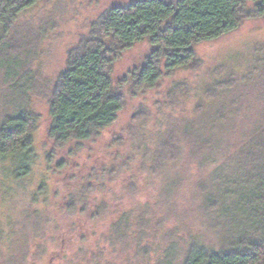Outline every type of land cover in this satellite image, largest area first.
Here are the masks:
<instances>
[{
	"label": "trees",
	"instance_id": "1",
	"mask_svg": "<svg viewBox=\"0 0 264 264\" xmlns=\"http://www.w3.org/2000/svg\"><path fill=\"white\" fill-rule=\"evenodd\" d=\"M42 1L0 0L3 51L14 47L9 40L15 24ZM259 19H264V0H136L111 7L80 35L49 98L47 138L65 151L54 169L62 178L55 180L63 184L64 210L71 218L86 217L82 226L77 219L68 223L70 253L74 247L77 253L65 257V264L98 261L84 242L111 215L107 234L120 254L131 251L133 259L147 264H264V86L247 98L245 73L238 80H214L192 117L170 107L178 102L175 90L167 94V104L156 102L155 114L141 104L131 137L119 140L108 161L94 162L84 173H77L74 161L118 122L126 106L125 88L144 96L180 70L200 69L197 46ZM130 53L136 60L117 80V66ZM17 64L16 55L0 59L11 79ZM18 108L0 123V162L8 161L14 177L23 179L36 163L39 125L27 108ZM150 120L156 121L154 132ZM170 168L185 169L187 175L166 186L161 179L169 178ZM124 175L127 180L112 188L113 180ZM186 181L191 182L187 189L198 193L203 215L218 221V251L196 241L181 247L171 235L178 226L166 229L170 220H185L178 200Z\"/></svg>",
	"mask_w": 264,
	"mask_h": 264
},
{
	"label": "rangeland",
	"instance_id": "2",
	"mask_svg": "<svg viewBox=\"0 0 264 264\" xmlns=\"http://www.w3.org/2000/svg\"><path fill=\"white\" fill-rule=\"evenodd\" d=\"M134 1L43 0L15 24L9 40L13 48L3 51L4 44L0 39V59L9 54L12 58L16 55L19 60L17 72H11L16 73L12 79L6 75L9 68H0V123L8 114H15L18 106H23L36 117L39 125L34 145L37 158L29 176L17 179L11 173L12 165L8 161L0 162V264H65V257L70 258L73 252L77 253L75 247L70 253L72 245L65 234L68 233L69 222L77 219L80 224L86 217L77 215L71 218L66 213L65 194L61 188L63 184L55 180L62 181L55 175L54 169L65 158V151L57 150L47 138L50 92L65 70L67 53L77 45L80 35L87 32L91 24L111 7L127 6ZM249 7H253V4L249 3ZM197 52L202 60L200 69L180 70L173 78L149 90L144 96L134 93L130 87L123 90L126 106L118 122L105 131L94 145L78 154L74 160L77 173L88 171L94 162L98 165L108 161L109 155L117 151L115 148L119 140L131 137L133 116L141 104L155 114L158 107L156 102L167 104V94L175 90L178 102L170 107L187 110L188 116L192 117L193 108L203 101L201 96H205L204 89L214 80L234 76L238 80L245 73L247 98L248 92L264 86V19L247 21L239 30L197 46ZM135 60V54L125 56L117 66V80L126 75ZM155 123L154 120L149 121L153 132ZM124 149L128 150L129 146L125 145ZM184 174L187 175L185 169L170 168L169 178L165 180L162 177L161 182L172 186L176 183L175 178ZM124 179L127 180L126 175L113 180L112 188L124 183ZM188 186H191V182L182 183L184 194L178 200L184 205L182 211L185 212V220L178 223L170 220L166 229L178 226V232L171 235L180 241L181 247L196 241L218 251L222 246L216 224L218 221L203 215L198 193L194 188L187 189ZM176 189H179V185H176ZM116 196L111 197L117 199ZM113 199L112 202H116ZM112 218L113 215L101 219L93 230L94 236L88 234L89 239L83 244L86 248L91 246L97 253L96 263L127 264L129 260L130 264H147L141 259H133L131 251L120 254L118 245L107 234ZM102 251L103 257L100 256ZM148 264L155 263L148 261Z\"/></svg>",
	"mask_w": 264,
	"mask_h": 264
}]
</instances>
